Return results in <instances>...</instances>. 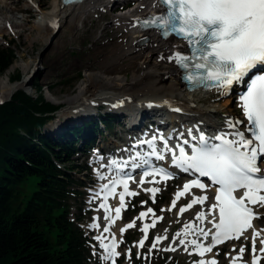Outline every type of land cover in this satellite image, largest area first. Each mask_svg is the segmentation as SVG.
<instances>
[{"label": "snow or ice", "instance_id": "obj_1", "mask_svg": "<svg viewBox=\"0 0 264 264\" xmlns=\"http://www.w3.org/2000/svg\"><path fill=\"white\" fill-rule=\"evenodd\" d=\"M64 3H71L73 0H63ZM158 5L162 11L150 19L138 21L143 28H155L163 37L174 35L184 41L183 47L190 51V54H181L177 51L168 59L174 61L180 68L187 70L184 77L194 85L204 87H215L222 95H227L233 84H239L249 77L246 90L239 96V107L242 111L244 120L235 122L228 120V127L236 129L231 135L233 139L226 135L214 137L219 143L209 144L207 138L201 133L199 136V146L192 148V154L188 155L184 147L177 145L178 155L175 151L168 148V142L163 141L164 148L158 152L155 147V138L145 141L151 148L148 156L155 157L157 160L165 158L163 152H171L172 164L179 167L184 172H193L200 177H207L213 185H218L215 193V203H213L206 214L201 211L197 214L196 220L203 222L218 210V222L213 216L209 223L212 229L205 230L189 222L184 225L181 232L176 233V237H188L195 233L197 237L207 240L211 236V243L204 244L199 239L186 240L179 239V244L193 247L195 254L204 257L206 253L213 251V248L228 239H239L243 233L253 230L252 236V264H258L264 255V228L255 229L252 225L253 219H258L257 213L253 212L249 205H259L264 207V176L261 168L258 167V160H264V74H254L264 72V0H158ZM179 111V109H175ZM246 122V131L250 136L246 138L245 132L238 129V125ZM192 130L189 129L191 136ZM161 139H163L161 137ZM193 140L197 139L192 137ZM184 144H188L185 140ZM141 159L140 153L132 157L133 168L149 165L150 162L144 159L141 164L135 161ZM119 171H123L129 164L128 160L123 162L111 161ZM160 176L162 179H171L170 173L163 168H152L150 171L143 172L140 184H144L146 177ZM101 179H106L101 176ZM127 179L112 180L111 187L104 184L101 192L103 203L100 208L104 209V219L108 221V226L104 227L103 232L109 233L110 227L116 219H120L121 209L125 207V196H135L138 193L129 191ZM150 182H155V179ZM116 185H122L123 191L119 193V207L114 209L115 218L110 213L113 211L107 200L110 195L116 194ZM193 188L204 190L206 185L199 179L192 180L184 184L181 191H177L172 207L185 194L190 193ZM152 194L153 201L158 188L145 189ZM243 190V194L237 197L235 193ZM99 195V194H97ZM208 199L206 195L193 196L190 203L179 209L183 214L196 204H204ZM171 210V209H169ZM152 213V209L141 212L137 219L143 220ZM151 224H144L140 229L144 233L143 239L138 242L139 247L144 246L150 227H155L158 219L152 213ZM99 227L98 224L94 225ZM135 227V221L129 223L120 231L123 233L128 228ZM257 238H260L261 247L256 248ZM99 241V246L104 252V259L115 264V258L120 255L116 251L118 244L114 234L111 235L109 242H105L107 237L100 235L95 237ZM167 236H157L152 244L156 248L161 240ZM175 241V237H174ZM175 250V249H166ZM259 251V255L257 252ZM245 248L241 247L237 257H233V264L237 259H242ZM130 253V250H129ZM191 254V253H190ZM195 264H217L215 259H200Z\"/></svg>", "mask_w": 264, "mask_h": 264}, {"label": "rangeland", "instance_id": "obj_2", "mask_svg": "<svg viewBox=\"0 0 264 264\" xmlns=\"http://www.w3.org/2000/svg\"><path fill=\"white\" fill-rule=\"evenodd\" d=\"M51 2L52 0H40V5L44 11L49 10ZM132 6V2L124 3L120 8L114 10L110 9L107 12H98L92 17L82 20L80 24L65 25V27L56 33L58 36L54 44L42 60L41 55L47 44L44 42L43 38L38 37L37 31L33 30V24L37 20V16L30 19L24 15L26 18L24 28L20 31L21 35L19 41L15 43L19 50L17 63L20 64L21 58L28 60V57L29 59L32 58L33 64H37L41 60L39 67L42 68V75H40L41 79L39 85L43 89L42 93L48 102L60 107V110L55 114L54 120L46 125L44 133H48L51 137L57 139L60 135L64 134L68 128L74 126L73 123L76 121V118L71 119L68 123L64 122L59 126L61 120H65L61 119V114L70 109V105L67 104V99L77 95L78 86L85 80L87 71L102 70L106 73L126 74L129 80H131L134 66L132 65V67H130L127 62L121 63V61L111 59L110 54L116 49L117 45L123 41L122 32L112 26L113 15L124 13ZM18 7L20 8V4H18ZM17 14H19V12L11 15L13 17V15ZM17 17L21 16L17 15ZM1 47L2 46H0V48ZM106 61L108 62L106 63ZM32 90L34 94L31 95L37 96L36 87L33 86ZM48 92L56 98H59L61 103L57 104L50 101L47 97ZM235 97L236 96L233 95H222L219 93L213 100L218 106H222L224 118L233 122L242 118V111ZM101 109L98 110L100 112L98 119H101L102 116L108 113L105 109ZM77 113H75V115H77ZM85 114L82 115L81 113L80 116L85 117ZM87 118L91 119L90 117ZM94 121L98 122L95 117L88 122ZM123 130L126 131V127L123 126L121 119L118 117L116 121L112 122L107 132H102L103 138H100L96 133V144L99 142L102 148L108 149L112 147L115 150L116 143H121L119 139L125 137L123 135ZM108 132L110 134L109 136ZM79 148L82 149L81 143L79 144ZM96 156L95 152L93 156L80 153L73 159L78 166L87 167L89 173H76V177L79 178L80 182L85 186V189H82L84 200L83 202L82 200L78 202L74 200L72 204H77V208L83 207L81 214L85 220L81 224V227L91 242L90 264H111L104 259L105 254L99 246V241L95 239V237L100 236L99 231L94 229L96 217L100 216L104 218L103 215L99 213L97 205L94 204L91 193L92 186L96 184V179L100 176L99 170H101V163L94 164L93 159ZM181 188L182 186L178 185L177 182L169 183L162 187V194L156 197V202H152L145 196H141L143 194L141 191L138 193L140 196L134 197L130 201V209L124 213L122 224L125 225L135 221V227H132V229L127 230L123 234L126 248H130L132 251V259L129 260L122 257L120 261H117V264H195L196 261L202 258L205 259L209 256V254H205L204 257H200L195 254L190 244L187 246V250H185V248H182L178 252L166 250L173 249L174 246L179 243L180 237H176V233L181 232L186 223L191 222L199 226V221L196 220V216L198 212L203 209L202 207L193 208L192 211H185L183 214L178 215L177 218L175 217L174 211L168 210L175 198L176 192ZM27 189V186L23 187L25 202H27L32 195L31 191ZM189 202V197L181 198L179 208L186 206ZM149 208L152 209V213L155 214V217H162V219L157 220L155 227L149 228L144 246L139 247L138 242L144 237V233H142L140 229L144 224H151L154 217L152 213H149L143 220L137 219V217H139L141 212H147ZM260 210L263 215L258 222L263 223L264 207L260 208ZM74 212L77 213L75 210ZM103 226L104 224L102 228ZM157 236H167V239L161 240L156 248H152V244ZM248 245L249 238L246 237L240 242L233 243L224 249L215 251L212 255H214L217 264H230V256H238L240 248L244 247L245 252L243 257L238 261L241 264H252V254ZM260 264H264V257L261 259Z\"/></svg>", "mask_w": 264, "mask_h": 264}, {"label": "bare ground", "instance_id": "obj_3", "mask_svg": "<svg viewBox=\"0 0 264 264\" xmlns=\"http://www.w3.org/2000/svg\"><path fill=\"white\" fill-rule=\"evenodd\" d=\"M13 1L16 2L15 4H21V10L33 9V6L28 4L32 0ZM35 1L40 2V0ZM112 1L115 0H89L88 3L80 6H63L62 0H52L49 10L37 12V20L33 24V30L37 31L38 37L43 38L44 42L48 44L53 36L65 25L80 24L82 20L92 17L100 11L107 12L110 9H116L117 5L111 3ZM6 3L7 1H2L1 11L7 9L10 11L15 10L13 7L8 8ZM160 12L161 8H159L157 1L138 0L126 12L113 15L112 26L122 32L123 41L117 45L116 49L110 54V57L111 59L121 61V63L127 62L130 67L134 66L131 80H129L126 74L106 73L102 70L87 71L85 80L78 86L77 95L67 99L70 109L61 114V119L65 120H61L59 126L64 122H70L74 118L80 122H85L87 117L91 119L94 117L98 118L100 113L98 110L104 106L107 109H113V111L121 113L122 116L119 118L122 121L125 120L133 128H146L149 124H165L170 119L176 126L180 125L179 120H184L185 122L193 120L201 122L203 129L206 127L220 128L230 135L236 130L228 127V120L224 118L222 106H218V104L213 102L214 98L221 93L220 91L213 90L207 92L201 90L189 93L182 84L181 72L176 63L168 59V57L174 55L177 51L181 52V54H187L186 48L183 47L184 43L175 40L162 41L158 33H144L140 30L138 21ZM7 18L10 21L4 23L2 21L3 17L0 15V39L5 37L8 30H18L20 33L21 29L24 28L26 20H23L22 17L15 15L11 19L9 15ZM146 39H149V42L145 44ZM20 60V65H22L23 60ZM30 78L31 76L25 74L19 84H12L7 77L0 76V101L7 100L19 90L25 89L29 84ZM26 89L30 94H34V91L30 90V88ZM47 97L54 103H61V100L50 92L47 93ZM235 99L239 102V97H235ZM175 108L183 109L184 112L180 118H177L179 116L176 113H172V110ZM77 112L80 114L86 113L85 117L80 116ZM238 120H241V118ZM238 129L245 132L247 138L246 123L238 125ZM137 134V132H134V136ZM182 137L186 138L185 135H182ZM197 195L196 190H190V193L185 194L181 198L190 197L191 201L192 197ZM204 195L209 197V193ZM181 198L176 202L174 208L172 204L168 208V210L171 209L170 211L175 212L176 218L180 215L179 206ZM116 207L118 205L114 202L113 208L115 209ZM260 208L262 207L258 205L256 211L259 215H263L260 212ZM208 210L207 207L203 212L207 214ZM123 216L124 214L121 212L120 219H116L115 223L111 225L112 229L109 233L103 232L104 227L108 226V221H101L99 217H96L97 220L94 225L98 224L99 227H94L99 231V235L103 234V236L108 238L105 242L110 240L112 234L122 237L123 233H121L120 229L129 224H122ZM101 224H104L103 229ZM252 225L255 229L264 228V222L259 223L258 221H254ZM202 226L201 224L200 227L202 228ZM206 226L208 225L206 224ZM191 235L186 238L180 237L179 239L185 238L186 240H191ZM244 236L252 238L253 230L248 229ZM261 238H264V236ZM256 242V248L259 250L261 247L260 238H257ZM177 245L179 243L174 247ZM257 254L259 255V251ZM233 257L237 256H230V264H233ZM210 259H214V255L211 254L205 258V260ZM235 264H239V262L235 261Z\"/></svg>", "mask_w": 264, "mask_h": 264}, {"label": "trees", "instance_id": "obj_4", "mask_svg": "<svg viewBox=\"0 0 264 264\" xmlns=\"http://www.w3.org/2000/svg\"><path fill=\"white\" fill-rule=\"evenodd\" d=\"M10 48L0 49V75L14 64ZM20 75L11 78L19 82ZM36 97L19 90L0 106V264H89V240L78 226L79 211L72 214L73 200L80 198L85 172L73 160L84 128H69L59 138L45 135L44 128L60 107L47 102L35 82ZM113 117L102 119L108 128ZM91 129H99L90 122ZM91 141L84 144V150ZM32 195L27 202L23 187Z\"/></svg>", "mask_w": 264, "mask_h": 264}, {"label": "water", "instance_id": "obj_5", "mask_svg": "<svg viewBox=\"0 0 264 264\" xmlns=\"http://www.w3.org/2000/svg\"><path fill=\"white\" fill-rule=\"evenodd\" d=\"M56 38H57V35H55V36L50 40V42L47 44L45 50L43 51V53H42V55H41V60H42V59L44 58V56L50 51V49H51L52 45L54 44ZM41 60H40V61H41ZM40 61H39V66H40ZM39 66H38V74H37L35 77L31 78V80L29 81V84H28V86H27L26 88L31 87L32 84H33V82H34L38 77L40 78V75H42V68L39 67ZM40 73H41V74H40ZM26 88H25V89H22V90H26ZM12 97H13V96H12ZM12 97H10V98L7 99V100H4V101L0 102V105H2V104H4V103H7V102H10V101L12 100Z\"/></svg>", "mask_w": 264, "mask_h": 264}]
</instances>
